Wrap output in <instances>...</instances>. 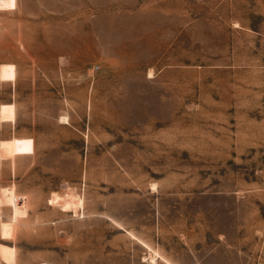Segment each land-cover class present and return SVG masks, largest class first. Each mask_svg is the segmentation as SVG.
I'll return each instance as SVG.
<instances>
[{
    "label": "rangeland",
    "instance_id": "rangeland-1",
    "mask_svg": "<svg viewBox=\"0 0 264 264\" xmlns=\"http://www.w3.org/2000/svg\"><path fill=\"white\" fill-rule=\"evenodd\" d=\"M0 264H264V0H0Z\"/></svg>",
    "mask_w": 264,
    "mask_h": 264
}]
</instances>
